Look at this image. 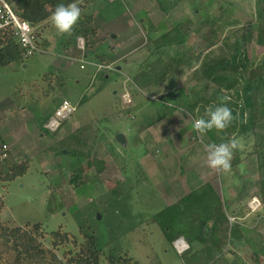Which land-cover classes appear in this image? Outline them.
I'll use <instances>...</instances> for the list:
<instances>
[{
    "label": "rangeland",
    "instance_id": "obj_1",
    "mask_svg": "<svg viewBox=\"0 0 264 264\" xmlns=\"http://www.w3.org/2000/svg\"><path fill=\"white\" fill-rule=\"evenodd\" d=\"M107 1L101 12L92 13L96 36L83 50L75 44L62 49L67 35L46 21L39 45L44 52L0 68V135L7 139L16 162L31 159L27 172L1 189L0 216L12 227L41 222L48 231L61 228L78 239L84 232L93 233L103 251L127 252L139 264H185L151 216L161 212L164 220L169 203L210 178L222 199L227 192L244 193L248 199L258 195L256 161L247 156L250 137L228 134L230 139L224 142L239 141L232 157L244 160L228 172H218L209 166L206 147L227 135L229 128L204 132L194 128L207 108L234 101L241 82L207 96L209 101L191 112L170 104L166 113L163 97L174 93L202 98L204 86L211 83L193 72L208 54L230 53L237 36L245 34L244 64L261 58L263 49L256 44L253 29L254 0H180L169 13L159 10L153 0ZM175 24L185 41L161 48L160 35ZM210 30L216 32L212 44L206 39ZM154 47L158 51L149 54ZM174 52L185 59L178 70L174 67L159 83L143 89L134 84L145 82L141 77H146L147 67L161 70ZM81 54L83 60L76 59ZM244 64H238L239 79L246 77ZM50 74L59 80H50ZM63 99L75 110L62 127L45 133L41 124ZM160 112L166 115L153 122ZM89 121L99 136L89 158L82 161L85 184L75 189L68 180L78 161L67 151L55 155L50 146ZM118 133L124 136V145L115 139ZM100 163L104 169L97 174ZM114 188L117 195L111 193ZM185 211L192 215L191 208Z\"/></svg>",
    "mask_w": 264,
    "mask_h": 264
},
{
    "label": "trees",
    "instance_id": "obj_2",
    "mask_svg": "<svg viewBox=\"0 0 264 264\" xmlns=\"http://www.w3.org/2000/svg\"><path fill=\"white\" fill-rule=\"evenodd\" d=\"M104 1L108 2L107 0ZM104 1L96 3L95 0H7L21 18L33 26L37 48L34 53L40 50L41 27L46 21H51V13L59 3H64L65 5L75 3L81 9L80 18L73 25L71 31L65 33L67 39L62 42V49L66 50L69 46H73L79 36L84 38L85 45H89V40L96 36L97 31L96 27L92 25V13L103 8ZM153 1L159 10L169 13L175 9L180 0ZM254 13L255 23L253 24V29L256 32L255 42L263 49L261 58L250 66L244 64L241 57L243 56L245 34L244 36H237L234 39L230 53L208 54L200 62L196 71L193 72L194 77H201L211 83H206L204 86L202 98L197 97V95L193 97L191 94H180V96L175 97L174 93H169L163 97L166 100L162 101V107L167 109L171 104L191 112L192 108L197 104L204 106L209 101L207 96L217 93L222 88L230 89L233 85L241 82L240 90L235 94V100L227 105L233 115L231 123L227 126L229 128L227 135L216 139L215 143H226L224 139H230L228 134H234V137L237 134H245L250 137L252 145L247 156H254L256 161L258 195L255 196L261 203L260 214L264 216V0H254ZM210 31V37L206 39L212 44L216 32ZM185 37L186 35L180 31L178 24H175L171 29L160 35L163 41L160 47L165 48L171 45L175 47L177 43H183ZM157 51L158 47H154L149 54ZM178 54L174 52L173 56L165 58L164 66L159 71L147 67L146 77H141L143 79L146 78L145 82L134 83L135 80L133 81V79L139 76V73L133 77L132 82L141 89L155 82L159 83L171 69L176 67L178 70V67L183 65L185 59L175 57ZM24 58L23 49L17 42L13 30L10 28L0 30V68L21 61ZM240 63L244 64L243 69L246 72V77L239 79L237 67ZM145 66H147V63ZM49 76L50 80H59L57 75L50 74ZM165 115V113L160 112L156 115L153 122L161 120ZM66 119L60 122L58 128L65 124ZM47 120L48 118L40 126V129L45 133L48 131L45 127ZM153 122L150 121L148 123ZM92 125L93 122L91 121L82 124L50 146V150L55 152V155H61L62 149H65L69 156L78 161L70 170L68 180L69 184L75 189L85 184L86 176H84L82 161L89 158V152L94 146L97 136H99V129L97 127L93 128ZM5 141L7 142V139L0 135V142ZM242 160L244 158L238 155L231 157V168L239 165ZM30 162V157L25 158L21 162H16L10 149L7 156L0 159V191L5 189L14 178L25 174ZM103 169V164H98L96 173H101ZM219 170L218 172L223 171L222 169ZM111 193L118 194L115 188L111 190ZM220 197L216 187L210 181H207L186 193L176 202L166 206V210L175 216H171L168 213V217H164V220H160L161 212L154 213L151 216V221L159 225L160 230L168 241L172 243L175 252L181 255L185 264H225L223 261L224 249L229 242V236L223 233L219 224L227 221L225 213L227 206L224 199ZM180 202H183L181 209H179ZM2 207L3 202L0 194V211ZM173 207H176L177 210L172 213L171 209ZM190 208L192 215L188 216V212L185 210ZM183 216L185 219L182 220ZM174 228L176 229L174 230ZM177 238H183L187 242L188 248L182 253H178L173 246V242ZM249 256L252 258L250 259L253 264H261L256 250H254V254ZM0 264L139 263L129 256L127 252L103 251L99 247L97 237L93 233L84 232L81 239H78L69 232L61 230V228L48 231L41 222H25L22 225L12 227L3 222L0 216ZM226 264H234V262L231 261Z\"/></svg>",
    "mask_w": 264,
    "mask_h": 264
},
{
    "label": "crops",
    "instance_id": "obj_3",
    "mask_svg": "<svg viewBox=\"0 0 264 264\" xmlns=\"http://www.w3.org/2000/svg\"><path fill=\"white\" fill-rule=\"evenodd\" d=\"M101 11L102 9L95 12L98 14V12ZM113 35L114 34L112 33V36ZM168 47L173 48L174 45ZM40 51L44 52L41 48ZM103 66H107V64H104ZM207 181H210L215 187V180L213 178L205 180L204 182ZM204 182L191 187V189H187L181 197ZM217 191L222 195L219 190ZM223 199L227 206L225 208L227 221L219 224V227L223 230V233L228 234L229 236V242L224 249L225 253L223 261L225 264L231 261H233L234 264H253L251 261L252 258L249 255L254 254V250H256L261 264H264V216L260 214V209L256 212L250 211L247 207V203L250 199L246 198L244 193L235 195L234 193L227 192L226 197ZM247 236L250 240L249 242L246 239Z\"/></svg>",
    "mask_w": 264,
    "mask_h": 264
},
{
    "label": "clouds",
    "instance_id": "obj_4",
    "mask_svg": "<svg viewBox=\"0 0 264 264\" xmlns=\"http://www.w3.org/2000/svg\"><path fill=\"white\" fill-rule=\"evenodd\" d=\"M80 16H81V9L75 3L68 5H65L64 3H59L55 7V10L51 13V21L59 33H67L71 31L73 25L76 24ZM84 45H85V41H84ZM82 58H83V54H82ZM95 65L98 66L99 64H95ZM100 67L102 68V65ZM52 116L48 117V120ZM232 119H233V115L230 108L227 107L226 103H221L220 105H213L207 108L204 116L194 121V128L199 132H204L206 130H211L213 128H215L216 130H223L231 123ZM46 123H45V127H46ZM46 129L50 132L55 131V130L51 131L47 127ZM238 147H239V141L235 138L231 139L228 143L208 144L206 147V151L208 153L209 166L213 168L222 169L224 172H228L231 168L230 160L232 157V151L234 149H237ZM247 207H248V203H247Z\"/></svg>",
    "mask_w": 264,
    "mask_h": 264
},
{
    "label": "built area",
    "instance_id": "obj_5",
    "mask_svg": "<svg viewBox=\"0 0 264 264\" xmlns=\"http://www.w3.org/2000/svg\"><path fill=\"white\" fill-rule=\"evenodd\" d=\"M10 28L13 30L17 42L23 49V56L28 57L34 53L36 48L35 43V31L32 26L24 19L21 18L19 13L7 2V0H0V30ZM79 50L84 49V39L78 37L75 44ZM77 59L83 60L82 54ZM98 67H100L98 65ZM75 106L71 105L67 100L63 99L58 107L55 109L53 116L46 123V127L54 131L60 125V122L68 118L73 111ZM9 144L0 142V159L5 158L10 152ZM261 207V203L256 196H252L248 201V208L254 212ZM173 246L178 253L184 252L188 245L182 238H177L173 242Z\"/></svg>",
    "mask_w": 264,
    "mask_h": 264
},
{
    "label": "water",
    "instance_id": "obj_6",
    "mask_svg": "<svg viewBox=\"0 0 264 264\" xmlns=\"http://www.w3.org/2000/svg\"><path fill=\"white\" fill-rule=\"evenodd\" d=\"M115 139L117 140L118 143L124 145L125 138H124V136L121 133L116 134L115 135ZM64 153H66V150H62V154H64ZM97 217H100V216L97 214Z\"/></svg>",
    "mask_w": 264,
    "mask_h": 264
}]
</instances>
